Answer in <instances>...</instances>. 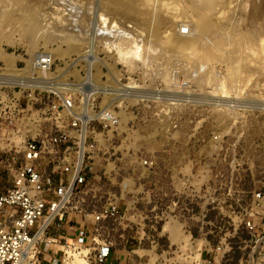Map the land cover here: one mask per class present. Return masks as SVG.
Wrapping results in <instances>:
<instances>
[{
    "label": "rangeland",
    "instance_id": "1",
    "mask_svg": "<svg viewBox=\"0 0 264 264\" xmlns=\"http://www.w3.org/2000/svg\"><path fill=\"white\" fill-rule=\"evenodd\" d=\"M109 1L0 0V34L14 39L9 44L0 40V61L7 63L3 57L9 58L7 64L12 66L44 52L60 68L70 63L71 68L61 76L86 72L94 77L134 75L148 80L146 122H136L129 145L154 161L155 167L141 168L135 157L119 158L116 164L113 157L103 163L101 156L97 158L93 166L96 187L122 199L120 216L107 225L105 233L118 254L127 253V264H195V249L203 250V245L190 246L188 233L195 243L208 235L214 245L219 238H232L234 231L216 211L202 218L199 208L240 205L252 193L264 190V62L242 53L234 84L221 88L218 84L232 72L227 64L215 56L204 60L201 51L180 48L190 44L187 28L197 16L189 0L126 1L134 12L129 14L122 6L110 8ZM204 1L216 5L212 6L217 19L223 13L228 16L237 4L236 0ZM141 12L175 22L170 28H154ZM106 27L112 31L107 33ZM29 28L36 42L33 49L25 41ZM133 39L142 46L139 60L143 62L136 60L129 66L118 61L112 45ZM69 44L72 50H67ZM60 50L68 53L60 55ZM212 72L219 83L206 86L204 80ZM8 182L0 174V193ZM131 202L137 204L138 212L126 209ZM174 202L178 209L167 214L175 223H168L165 210ZM193 216L210 225L199 232ZM246 240L247 235L240 232L231 240L232 263L244 252Z\"/></svg>",
    "mask_w": 264,
    "mask_h": 264
},
{
    "label": "built area",
    "instance_id": "2",
    "mask_svg": "<svg viewBox=\"0 0 264 264\" xmlns=\"http://www.w3.org/2000/svg\"><path fill=\"white\" fill-rule=\"evenodd\" d=\"M61 65L44 52L12 66L0 61V174L9 181L0 193V264H127V253L118 254L105 233L120 216L121 196L96 187L93 166L101 156L100 163L135 157L141 168L155 167L129 145L136 122H146L149 82L134 75L61 76L71 68ZM171 205L165 214L175 223L167 212L178 203ZM127 207L138 212L136 203ZM199 210L202 218L216 211L234 231L214 245L208 235L195 243L188 233L190 246L203 245L195 264H264V190L240 205ZM191 220L199 232L210 225ZM239 232L247 240L232 263L231 240Z\"/></svg>",
    "mask_w": 264,
    "mask_h": 264
},
{
    "label": "bare ground",
    "instance_id": "3",
    "mask_svg": "<svg viewBox=\"0 0 264 264\" xmlns=\"http://www.w3.org/2000/svg\"><path fill=\"white\" fill-rule=\"evenodd\" d=\"M126 1H129L132 3L138 2V0H110L108 4H109V7L113 8V9L119 8L120 6H122L124 12L127 14L134 13L131 10L130 6H128ZM168 1H170V0H166V2H168ZM220 1L222 2V0H220ZM188 2H189L190 8L194 9V13L197 16L194 17L193 18L194 21L192 23H190L191 27L187 28V34L191 35L190 44L187 46L183 45L180 48L181 49L192 48L193 50H196L197 52L201 51V56L204 60L215 56L214 58L217 59V61L219 63L222 62V63L227 64L232 71L230 73L231 75L226 76L227 78L224 77L226 79L221 80L220 83H219L218 78L214 72L209 73L208 76L206 77V80H204L206 86L210 85V84H214V83L215 84L219 83L218 85H220L219 87H221V88H226L227 85L231 86V83H233L234 79H235V67L237 66V62H238L239 57L241 56L242 53L246 52V53L254 56L256 59L255 62H258V61L259 62L262 61V63L264 62V0H236L237 4H234L235 8L230 10V14H228V16H226L227 14L225 16H223V14H224L223 13V14L219 15V17L217 15L218 19L215 17V14L217 12L214 13L215 7H213V6L215 4L214 5L212 4L213 5L212 6L210 4L211 3L210 0H209L210 3L208 5L205 4L207 1H204V0L201 1L202 3L201 2L198 3L197 0H189ZM165 7L167 8V6H165ZM165 7L163 9H166ZM219 7H221V6H219ZM178 9H180V7H178ZM121 10H120V12H121ZM180 11H181V9H180ZM218 11L220 12V10H218ZM140 14L143 15L145 17V19L149 21V23L151 24V27H154V28H165L167 26L169 27L171 24H173V22H175V21L171 22V20H168V18L165 19L162 17V15L152 14L151 12H141ZM220 16H222L223 18H220ZM100 18L102 19L103 17H100ZM101 19H100V21H102L105 18H103L102 20ZM178 23H177V25H178ZM104 25H106V23H104ZM186 26H189V25H186ZM30 29H32V28H29V30ZM106 30H107V33H108V31H112V30H108L107 27H106ZM173 30H175V29L173 28ZM180 30L181 29H179V31H178L179 33H181ZM103 33H101V34L103 35ZM105 33H104V36H105ZM185 33H186V31H185ZM1 34H4V33H1ZM1 34H0V40L1 41H4L6 43L8 42L7 44L12 43L14 41V39L12 37L3 36ZM111 34H113V33H111ZM120 35H121V33H120ZM125 35H127V34H124V36ZM46 36L48 37L49 35H46ZM112 36H110V37H112ZM25 37H26L25 41L29 45V49H33L36 46V42L33 39V30L28 31V33ZM123 37H122V39H123ZM44 39H46V37ZM120 39H121V37H120ZM134 39H133V41H129L128 43H125V44L123 42H115L114 41V43H113L112 41H109V44H110V42L113 43L112 47L116 53V56L115 55L114 56L118 57V61H120L121 63L124 62V63L128 64L129 66L131 64L135 65L136 60L138 61L139 59L143 58V57H141V52H142L141 47L142 46L140 47V45H138V43ZM42 40H43V38H42ZM46 40H48V39H46ZM106 40H108V39H106ZM116 41H118V39ZM68 42H70V41H68ZM124 42H125V40H124ZM64 43H66V42H64ZM109 44H107V45H109ZM69 45H70V47H69V49L67 48V50H72L73 47L71 46V44H69ZM66 46H68V45L66 44ZM77 46H78V44H77ZM74 47H76V46H74ZM112 47L110 45V48H112ZM58 52H59V50H58ZM63 52H65V51H63ZM63 52L61 51L60 55H61V53L63 54ZM51 53H52V55L53 54L57 55V56L59 55V53H57V52L52 51ZM65 53H64V56H65ZM3 58L5 61H7V63L9 62V60H8L9 58L8 59L5 57H3ZM140 61L141 60H139V62ZM141 62H143V61H141ZM129 69H131V67H129ZM165 80H171V78H168ZM232 87H234V86L232 85ZM233 89H232V91H233ZM228 90H227V92H229ZM230 92H231V90H230ZM226 107H227V105H226ZM228 111H229V109H228ZM186 240H188V239H186ZM187 242L188 241H186L185 243L187 244ZM186 246H188V245H186ZM183 252H184V250H183ZM197 258H198V255L195 256L196 260H197ZM191 260H193V259H191Z\"/></svg>",
    "mask_w": 264,
    "mask_h": 264
}]
</instances>
